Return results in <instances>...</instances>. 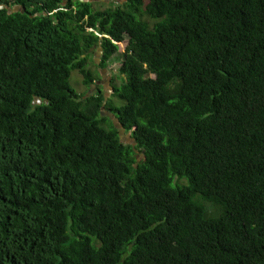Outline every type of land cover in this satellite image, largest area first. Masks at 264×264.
Returning <instances> with one entry per match:
<instances>
[{"label": "trees", "instance_id": "16d2710c", "mask_svg": "<svg viewBox=\"0 0 264 264\" xmlns=\"http://www.w3.org/2000/svg\"><path fill=\"white\" fill-rule=\"evenodd\" d=\"M0 264H264V0H0Z\"/></svg>", "mask_w": 264, "mask_h": 264}, {"label": "rangeland", "instance_id": "374dc122", "mask_svg": "<svg viewBox=\"0 0 264 264\" xmlns=\"http://www.w3.org/2000/svg\"><path fill=\"white\" fill-rule=\"evenodd\" d=\"M89 1H101V2H105V3L107 2V4H111V5L114 2H116V4H118V5L119 4L120 5H124L127 0H89ZM125 48H126V44L122 43L121 44V52L115 56V60H114V62H112L110 68L108 70L101 71L102 81L100 82V85L99 86H102V85H105L106 86L105 94H107V96L109 98L114 93L111 85H112V82H113V78L115 76H118V72H119V69L121 67L120 59L122 58V55H123V53L125 51ZM99 53L93 55V57H92V60H95V63L96 64L99 63V59H100V54ZM71 80H72V86H73V88L81 96H83L85 94H88L89 95L92 92V90H94V88H92V90L89 89V91H87V89H84L83 90L82 83H81V81H79V77H78V74L77 73L72 74ZM105 114L110 115L111 113L105 111ZM112 116L114 118V121L118 124V126L122 127V125L119 122L118 118H116L115 115H112ZM121 133L123 135V138H124L125 142H130L131 141V136H130V134L128 132H126L123 129Z\"/></svg>", "mask_w": 264, "mask_h": 264}, {"label": "water", "instance_id": "95a60500", "mask_svg": "<svg viewBox=\"0 0 264 264\" xmlns=\"http://www.w3.org/2000/svg\"><path fill=\"white\" fill-rule=\"evenodd\" d=\"M123 129H121V132H122Z\"/></svg>", "mask_w": 264, "mask_h": 264}]
</instances>
